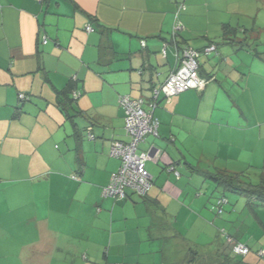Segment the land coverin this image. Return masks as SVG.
Returning <instances> with one entry per match:
<instances>
[{"label":"crops","instance_id":"0c3cea01","mask_svg":"<svg viewBox=\"0 0 264 264\" xmlns=\"http://www.w3.org/2000/svg\"><path fill=\"white\" fill-rule=\"evenodd\" d=\"M259 2L0 0V196L19 194L15 210L35 222L23 258H35L31 264H220L219 253L231 248L225 231L250 247L243 263L264 264L257 253L264 249V205L233 204L226 196L229 213L218 215L211 195L223 187L209 175L264 169ZM178 11L182 44H216L217 53L201 58L202 74L212 79L202 91L159 100L158 135L139 145L153 178L148 194L128 189L122 200L104 196L121 165L112 143L129 139L118 98L148 101L165 82L176 58L171 43L166 57L161 49L172 40ZM251 15L254 21L246 22ZM69 86L80 92L74 107L67 105ZM4 205L0 226L7 227L13 208ZM190 248L196 254L188 260Z\"/></svg>","mask_w":264,"mask_h":264},{"label":"built area","instance_id":"2783aa9c","mask_svg":"<svg viewBox=\"0 0 264 264\" xmlns=\"http://www.w3.org/2000/svg\"><path fill=\"white\" fill-rule=\"evenodd\" d=\"M41 1V0H38ZM185 4L179 6V10L184 9ZM179 11L176 13L173 33L184 29L183 23L178 18ZM88 31H93L91 25H87ZM46 42V40H45ZM145 45L146 42L142 41ZM166 45L163 53L166 54ZM216 50V44L212 43L204 49L205 54ZM200 51L191 47L186 48L177 62L176 69L170 74L163 85L153 89V102L150 103L151 110L143 108V99H133L130 95L121 96L120 104L125 108L126 121L125 131L129 139L127 141L114 140L111 146V155L121 161V165L115 171L108 185L103 189V195L113 197L116 200L126 198L127 190H133L137 195L144 197L150 190L153 178L146 167L147 154L139 152V145L147 135H158L159 120L154 116L153 109L156 107L155 100L163 92L167 96L176 95L189 88H204L207 80L200 71ZM78 96V94H75ZM19 98L25 100V94H20ZM173 168V167H172ZM226 202V199H219V204ZM221 213V210H219ZM250 251L248 245L237 243L234 252L237 254H247ZM264 255V249L260 250Z\"/></svg>","mask_w":264,"mask_h":264},{"label":"trees","instance_id":"16d2710c","mask_svg":"<svg viewBox=\"0 0 264 264\" xmlns=\"http://www.w3.org/2000/svg\"><path fill=\"white\" fill-rule=\"evenodd\" d=\"M38 1V0H37ZM41 1H44V0H41ZM264 2V0H262ZM92 26V25H91ZM93 27V26H92ZM93 29L95 30V28L93 27ZM184 30V29H183ZM183 30H180L178 32H175L173 33V27H172V40L171 42L170 41H165L164 45H166V54L163 53V49H164V45L161 49V53L166 57L167 56V52H168V46H169V43H171L174 47V51H175V65L172 69V71L170 72V74L176 69V65H177V62L178 61H181L179 60V58L181 59V55H183V51L188 48V47H191L193 48L194 50H198L200 51L201 55H200V58L203 54H205L204 52V49L211 45H207L205 46L203 49H197V48H194L190 45H187V44H182L180 42V36H181V33ZM224 39V37L222 38ZM224 40H228L227 37L226 39ZM142 41H145L146 40H142ZM141 41V42H142ZM143 45V44H142ZM147 45V43L145 45H143L144 47ZM216 50H217V46H216ZM216 50L214 52H216ZM217 53V52H216ZM210 54V53H208ZM207 55V54H206ZM200 58H199V62H200V71H201V61H200ZM202 73V72H201ZM169 74V76H170ZM168 76V77H169ZM202 76L207 80V83L206 85L208 84V82L212 79V78H209V77H206L202 74ZM167 77V79H168ZM166 79V80H167ZM165 80V81H166ZM73 81V80H72ZM165 82L161 83L160 85H163ZM160 85H156L155 87L152 88V91L154 88L160 86ZM205 85V87H206ZM204 87V88H205ZM204 88H189L187 90H191V89H196V90H199V91H202ZM68 90H70L72 96L70 99H68V103L67 105H69L70 107H74V103L77 101V99L79 98L80 96V92H75L74 90V87L73 86H69ZM185 90V91H187ZM152 91H151V96H150V99L148 101H146L145 99H143V108H144V105L147 104L148 105V109L144 108L145 110H151L150 108V103L153 102V95H152ZM65 92V90H64ZM184 92V91H182ZM181 92V93H182ZM75 94H78V96H76ZM180 94V93H178ZM176 94V95H178ZM125 95H129V94H122L119 96L118 98V101L120 99L121 96H125ZM176 95H172V96H176ZM167 95H165L163 92L159 95V97L157 98V100H155V103H156V107L158 106V102L159 100L161 99V97H166ZM132 97V96H131ZM133 99H139V98H135V97H132ZM120 103V102H119ZM121 105V104H120ZM121 107L124 109V112H125V108L121 105ZM156 107L153 109V112L155 111ZM155 116V115H154ZM157 118V117H156ZM158 119V118H157ZM125 121H126V112H125ZM139 150V149H138ZM173 167V166H172ZM172 167H170V169H173ZM263 171L260 172V176H259V182L258 183H250V182H247V181H243V178H246L247 175L245 173H228V172H216V173H211L209 174L210 177L215 180V182L218 184V185H221L223 187V190L224 192H233V193H237L239 195H243L244 197H246L247 199V202L250 204V205H258V204H264V169H262ZM114 173V172H113ZM112 173V174H113ZM111 174V176H112ZM74 179H77V176L76 175H73L72 176ZM111 179V177H110ZM110 182V180H109ZM108 182V183H109ZM108 185V184H107ZM106 185V186H107ZM153 185V183H152ZM104 186L103 189L106 187ZM131 190V189H130ZM133 191V190H132ZM134 192V191H133ZM149 192V191H148ZM135 193V192H134ZM148 194V193H147ZM127 197V195H126ZM141 197V196H140ZM145 197V196H144ZM226 199V202H223L221 204H219V199ZM125 199V198H124ZM122 200V199H121ZM229 203V200L228 198L226 197V195H222L220 196L218 199H217V213L218 215L219 214H222L224 212V204H228ZM219 210H221V213L219 212ZM223 234L226 236V239H227V243L231 246V248H225V251L223 253H219L220 254V258H221V262L220 264H224V261L225 260H234L235 262L237 263H243V260H242V257L246 256L250 251L243 255V254H237L234 252V246L239 243V241L234 237L232 236L231 234H228L226 233L225 231L223 232ZM249 247V246H248ZM250 248V247H249ZM262 250V249H261ZM260 256H264V255H261L260 254V250H258L257 252ZM193 254H196V251L193 249V248H190L189 250V254H188V257L189 259L188 260H191L192 259V256ZM243 264H247V263H243Z\"/></svg>","mask_w":264,"mask_h":264},{"label":"rangeland","instance_id":"374dc122","mask_svg":"<svg viewBox=\"0 0 264 264\" xmlns=\"http://www.w3.org/2000/svg\"><path fill=\"white\" fill-rule=\"evenodd\" d=\"M264 8V3L259 2V9L263 10ZM264 13L263 12H260ZM246 22H251L254 21L253 15L251 17H244ZM252 23V22H251ZM250 24V23H249ZM248 27L251 26L247 25ZM264 37V36H263ZM264 41V39H262ZM202 56H205L203 54ZM201 56V58H202ZM200 58V61L202 60ZM254 170V171H249L246 172L245 174L247 175L246 178H243V181H247L250 183H258L259 182V176L260 172H262V169ZM19 185H22L21 183ZM13 188V187H12ZM223 189H216L215 192L213 191L211 195L212 197V202L217 203V199L223 195ZM11 192V191H10ZM12 194H8L5 197L0 196V205L3 204V210L5 209L6 203H8L11 208H13V213L8 215L9 220H13V222L10 223V226L8 225L7 227L0 226V264H28L32 263V260H35V258L31 256H26L23 258L25 255H23V250L22 245L23 243L27 242L31 237L35 234L36 232V227L34 225V221H31L30 218L26 215H22L23 213H17V205L19 202V194H16L15 192H11ZM224 194L230 198L231 203L236 204L235 199H239L240 201L242 200L243 202H247L246 197L243 195H239L237 193L233 192H224ZM262 206L264 204H261ZM260 208L261 206H257ZM264 207V206H263ZM26 212V211H25ZM24 212V213H25ZM229 212L227 210H224V216L227 215ZM31 253V252H29ZM28 257V258H27Z\"/></svg>","mask_w":264,"mask_h":264}]
</instances>
